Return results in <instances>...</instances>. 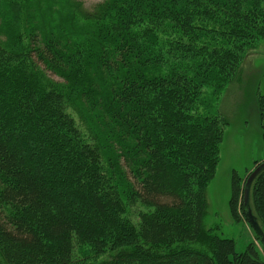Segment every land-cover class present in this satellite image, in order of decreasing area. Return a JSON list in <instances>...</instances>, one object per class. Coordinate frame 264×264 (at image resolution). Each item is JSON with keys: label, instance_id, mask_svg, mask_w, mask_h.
<instances>
[{"label": "trees", "instance_id": "16d2710c", "mask_svg": "<svg viewBox=\"0 0 264 264\" xmlns=\"http://www.w3.org/2000/svg\"><path fill=\"white\" fill-rule=\"evenodd\" d=\"M1 31L0 264H264L204 226L228 121L202 111L264 39V0H0ZM250 207L263 242L264 168Z\"/></svg>", "mask_w": 264, "mask_h": 264}, {"label": "rangeland", "instance_id": "374dc122", "mask_svg": "<svg viewBox=\"0 0 264 264\" xmlns=\"http://www.w3.org/2000/svg\"><path fill=\"white\" fill-rule=\"evenodd\" d=\"M80 1L86 7H92L103 0ZM0 41L9 44V37L2 31ZM48 73L55 80H63ZM213 90L210 86L204 88L206 108L202 111L213 114L219 110L228 124L220 144V162L216 174L206 189L208 208L204 226L213 230L214 234L234 239L237 252L245 251L247 245L254 241L264 256L262 239L257 238L244 214L240 220L235 219L230 206L234 173L239 175L244 184L248 174L257 166L256 162L264 161V131L258 109V96L264 94V39H259L245 51L237 74L225 84L218 98L214 96ZM145 209L142 205L131 207L129 214L133 216L132 220L136 221L137 212ZM1 264L5 263L2 261Z\"/></svg>", "mask_w": 264, "mask_h": 264}, {"label": "water", "instance_id": "95a60500", "mask_svg": "<svg viewBox=\"0 0 264 264\" xmlns=\"http://www.w3.org/2000/svg\"><path fill=\"white\" fill-rule=\"evenodd\" d=\"M264 168V161L259 163L254 170L251 171L250 175L247 178L246 184H245V191H244V202L248 206L247 209V214L250 217V222L253 221V214L252 210L250 207V189H251V184L254 178L257 176V174ZM263 243H264V238H263Z\"/></svg>", "mask_w": 264, "mask_h": 264}]
</instances>
